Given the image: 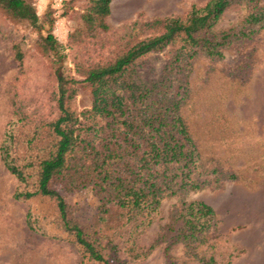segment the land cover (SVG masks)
<instances>
[{
    "label": "trees",
    "instance_id": "trees-1",
    "mask_svg": "<svg viewBox=\"0 0 264 264\" xmlns=\"http://www.w3.org/2000/svg\"><path fill=\"white\" fill-rule=\"evenodd\" d=\"M110 2L91 0L82 20L89 36L111 32L114 49L87 64L74 59L80 80L56 70L54 119L24 135L10 125L0 141V161L18 183L12 198L34 203L24 216L29 231L72 243L82 260L126 264L106 232L128 225L143 230L163 199L218 186L216 171L206 172L198 162L179 114L188 65L198 54L221 58L222 47L247 38L249 26L264 21V8L258 0H238L249 8L238 31H213L231 0H207L191 5L182 17L134 20L111 30L104 22ZM0 15L10 23L38 28V17L26 0H0ZM39 41L41 53L56 49L50 34ZM11 53L19 67L22 54L15 42ZM79 86L87 89L90 105L77 112L72 102ZM84 190L96 208L90 221L80 223L77 209L65 198ZM214 221L213 210L204 203H180L162 228V238L170 241L166 250L176 242H197ZM103 248L111 254L104 256ZM124 248L131 260L140 257Z\"/></svg>",
    "mask_w": 264,
    "mask_h": 264
},
{
    "label": "rangeland",
    "instance_id": "rangeland-1",
    "mask_svg": "<svg viewBox=\"0 0 264 264\" xmlns=\"http://www.w3.org/2000/svg\"><path fill=\"white\" fill-rule=\"evenodd\" d=\"M26 1L38 17L37 29L10 23L0 15V141L10 125L24 135L54 119L56 70L80 80L74 73V59L87 64L116 45L111 32L87 34L82 16L91 0ZM205 1L111 0L104 22L115 30L134 20L182 17L191 5L201 6ZM231 1L215 24V33L243 28L249 8L244 2ZM258 6L264 8V0H258ZM263 23L250 25L245 32L252 33L247 38L222 47L221 58L198 54L190 61L179 114L201 167L206 172L215 170L221 180L217 187L163 199L143 230L133 231L128 225L106 232L112 234L116 255L126 264H264ZM47 34L54 38L56 49L41 53L37 45ZM13 42L22 54L19 67L12 59ZM89 105L87 89L77 87L72 107L79 112ZM228 175L234 180H226ZM17 188L0 161V264H98L82 260L68 241L29 231L24 216L34 203L15 201L12 195ZM65 201L77 209L80 223L94 217L96 202L89 191L67 196ZM191 201L213 210L214 225L197 242H176L166 250L170 241L162 238V228L167 218L180 203ZM122 247L132 248L140 257L131 260ZM102 253L111 254L108 248Z\"/></svg>",
    "mask_w": 264,
    "mask_h": 264
}]
</instances>
